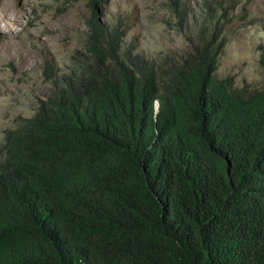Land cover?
<instances>
[{
	"label": "trees",
	"instance_id": "obj_1",
	"mask_svg": "<svg viewBox=\"0 0 264 264\" xmlns=\"http://www.w3.org/2000/svg\"><path fill=\"white\" fill-rule=\"evenodd\" d=\"M89 25L0 145V264H264V87L216 77L224 26L148 60Z\"/></svg>",
	"mask_w": 264,
	"mask_h": 264
},
{
	"label": "rangeland",
	"instance_id": "obj_2",
	"mask_svg": "<svg viewBox=\"0 0 264 264\" xmlns=\"http://www.w3.org/2000/svg\"><path fill=\"white\" fill-rule=\"evenodd\" d=\"M95 16L119 30L123 51L148 60L184 57L199 30L218 23L224 45L216 77L264 87V0H0V145L52 93L46 68L59 84L84 58Z\"/></svg>",
	"mask_w": 264,
	"mask_h": 264
},
{
	"label": "water",
	"instance_id": "obj_3",
	"mask_svg": "<svg viewBox=\"0 0 264 264\" xmlns=\"http://www.w3.org/2000/svg\"><path fill=\"white\" fill-rule=\"evenodd\" d=\"M159 107H160V103H159V102H157V104H156V111H158V110H159Z\"/></svg>",
	"mask_w": 264,
	"mask_h": 264
},
{
	"label": "clouds",
	"instance_id": "obj_4",
	"mask_svg": "<svg viewBox=\"0 0 264 264\" xmlns=\"http://www.w3.org/2000/svg\"><path fill=\"white\" fill-rule=\"evenodd\" d=\"M157 102H159V101H157ZM157 102H156V104H157Z\"/></svg>",
	"mask_w": 264,
	"mask_h": 264
}]
</instances>
